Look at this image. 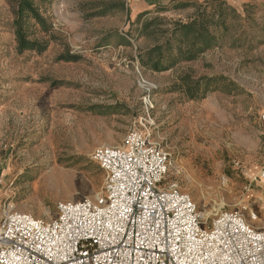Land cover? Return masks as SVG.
<instances>
[{"label": "rangeland", "instance_id": "rangeland-1", "mask_svg": "<svg viewBox=\"0 0 264 264\" xmlns=\"http://www.w3.org/2000/svg\"><path fill=\"white\" fill-rule=\"evenodd\" d=\"M34 1L42 21L27 12L21 27L38 43L21 49L19 0H0L1 216L10 202L51 221L59 201L102 195L92 152L145 130L149 111L146 130L171 158L165 183L191 194L208 224L240 210L264 226V0ZM221 1L236 11L211 26L217 44L167 70L142 63L176 21ZM172 40L177 52L189 36Z\"/></svg>", "mask_w": 264, "mask_h": 264}, {"label": "built area", "instance_id": "built-area-1", "mask_svg": "<svg viewBox=\"0 0 264 264\" xmlns=\"http://www.w3.org/2000/svg\"><path fill=\"white\" fill-rule=\"evenodd\" d=\"M143 119L145 130L132 127L123 144L92 152L106 174L102 195L59 201L51 221L7 204L0 264H264V226L240 210L208 224L191 194L165 183L170 154L146 130L149 111ZM250 218L259 215L251 209Z\"/></svg>", "mask_w": 264, "mask_h": 264}, {"label": "trees", "instance_id": "trees-1", "mask_svg": "<svg viewBox=\"0 0 264 264\" xmlns=\"http://www.w3.org/2000/svg\"><path fill=\"white\" fill-rule=\"evenodd\" d=\"M212 1L216 2L218 0ZM187 5L188 3L185 4V6ZM227 9L236 11L221 1L217 4V8L213 12H208L207 6H203L190 21H176L172 30V36L165 43L157 44L140 55L142 63L147 65L151 62L150 66L152 69L163 71L169 69L181 60L195 59L200 53L205 51L207 46L219 42V36L211 30V26L225 21ZM27 12L33 13V16L37 17L39 21H42L43 18L34 0H19V17L15 20V24L18 26L17 37L21 49L35 48L38 43L36 40H28L21 27L22 16ZM183 36H189L188 45L184 48L179 47L177 52H173L172 38L180 39ZM165 61H169V63L166 64Z\"/></svg>", "mask_w": 264, "mask_h": 264}, {"label": "crops", "instance_id": "crops-1", "mask_svg": "<svg viewBox=\"0 0 264 264\" xmlns=\"http://www.w3.org/2000/svg\"><path fill=\"white\" fill-rule=\"evenodd\" d=\"M190 1H197V2H204L205 0H183L182 2H190ZM110 145V144H106ZM113 145V144H112ZM4 198L3 194L0 192V200ZM0 219H1V213H0Z\"/></svg>", "mask_w": 264, "mask_h": 264}, {"label": "bare ground", "instance_id": "bare-ground-1", "mask_svg": "<svg viewBox=\"0 0 264 264\" xmlns=\"http://www.w3.org/2000/svg\"><path fill=\"white\" fill-rule=\"evenodd\" d=\"M51 175H52L51 178H53V174H51ZM51 178H50V179H51ZM35 187H37V185H35Z\"/></svg>", "mask_w": 264, "mask_h": 264}]
</instances>
